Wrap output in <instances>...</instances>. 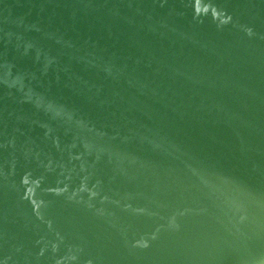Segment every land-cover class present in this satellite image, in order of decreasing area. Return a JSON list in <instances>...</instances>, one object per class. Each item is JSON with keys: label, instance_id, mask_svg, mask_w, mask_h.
I'll use <instances>...</instances> for the list:
<instances>
[{"label": "water", "instance_id": "1", "mask_svg": "<svg viewBox=\"0 0 264 264\" xmlns=\"http://www.w3.org/2000/svg\"><path fill=\"white\" fill-rule=\"evenodd\" d=\"M0 264H264V0H0Z\"/></svg>", "mask_w": 264, "mask_h": 264}]
</instances>
